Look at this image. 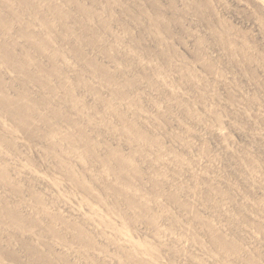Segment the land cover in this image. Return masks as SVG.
Listing matches in <instances>:
<instances>
[{
    "label": "rangeland",
    "instance_id": "374dc122",
    "mask_svg": "<svg viewBox=\"0 0 264 264\" xmlns=\"http://www.w3.org/2000/svg\"><path fill=\"white\" fill-rule=\"evenodd\" d=\"M49 3L4 22L0 264H264V0Z\"/></svg>",
    "mask_w": 264,
    "mask_h": 264
},
{
    "label": "bare ground",
    "instance_id": "6f19581e",
    "mask_svg": "<svg viewBox=\"0 0 264 264\" xmlns=\"http://www.w3.org/2000/svg\"><path fill=\"white\" fill-rule=\"evenodd\" d=\"M40 0H35V2H32V4L30 3V0H16V2L21 6V8L22 9H19V10H17V11H20V12H16L15 11V9H11L9 6V4H6V3H3V2H0V7H4V8H8V14L7 15H5V16H0V25H1V29H0V57L1 56H3V54H1L2 52H4V53H6L7 54V56H8V59H5V63H7L8 65H9V67H11V68H13V70L14 69H16L17 70V72H18V69H17V66H16V64H20V62L19 63H16V61H18V59H16V57L18 56H16V55H14V50H16V44H17V42L15 41V40H13V42H8V41H6L4 38H3V35H6V33L7 34H9L8 32V27L9 26H7V24H6V26L4 25V22L6 23V21H5V19L7 18V17H10V18H14V19H19V17H21L22 15H24L23 13H25L26 12V10L27 11H29V20H35L36 19V17H37V19L40 21V23L41 24H45V23H43L44 22V19H46V17H45V15H44V13H46V12H43V10L42 9H40V7L38 8V5H37V3L39 2ZM51 0H48V5H50V7L51 8H53L52 6H54V5H51V3H49ZM81 5H78V9H80L82 12L84 11L85 13H86V11L84 10V8H83V6H81ZM49 7V8H50ZM45 8V7H44ZM55 8V7H54ZM57 8V7H56ZM45 9H47V11H48V8H45ZM58 9V8H57ZM60 9V8H59ZM52 11V10H51ZM57 12V14H58V11L59 10H56ZM80 11V12H81ZM55 12V11H54ZM88 13L90 12V11H87ZM55 14V13H54ZM60 14H62V13H60ZM92 14V13H91ZM64 15V14H63ZM94 15V14H93ZM59 15H57V17H58ZM65 16V15H64ZM63 16V17H64ZM23 17V16H22ZM27 17V18H28ZM45 17V18H44ZM66 17V16H65ZM90 17H91V15H90ZM24 19V18H23ZM59 19V18H58ZM21 20V19H20ZM25 23H27V22H25ZM24 24V23H23ZM21 25L20 26V31H19V37L21 38V39H23V40H27L28 39V35H27V30H28V27H27V25ZM48 25V24H47ZM29 26V25H28ZM41 26V25H40ZM49 26V25H48ZM19 27V26H18ZM52 29V28H51ZM53 30V29H52ZM91 32V31H90ZM38 33H34V35L36 36V37H34V38H36V39H39V35H41V34H38ZM78 36V35H77ZM18 37V38H19ZM44 37V36H43ZM43 37H42V39H43ZM61 37V36H60ZM60 37H58L59 39H62V38H60ZM40 38H41V36H40ZM65 38V37H64ZM63 38V39H64ZM75 45V44H74ZM73 45V46H74ZM78 45H79V43H78ZM34 47H32V49L33 48H35V44L33 45ZM46 46H48L47 44H46ZM50 46V45H49ZM48 46V47H49ZM70 46V45H69ZM72 46V49L73 50H75L76 52L77 51H80L79 49L78 50H76V47H75V49H74V47ZM23 47V46H22ZM26 48V47H25ZM78 48V47H77ZM14 49V50H13ZM36 49V48H35ZM40 49V48H39ZM39 49H37V51L39 50ZM69 49H70V47H69ZM83 49L81 48V51H82ZM39 51H41V50H39ZM69 51H71V49L69 50ZM72 52H74V51H72ZM58 53V52H57ZM69 53V52H68ZM71 53V52H70ZM59 54V53H58ZM76 54V53H75ZM74 54V55H75ZM77 54H79V53H77ZM81 54V53H80ZM51 55H52V53H51ZM59 55H61V54H59ZM54 56H55V54H54ZM62 56V55H61ZM81 56H82V54H81ZM80 56V57H81ZM49 57V56H48ZM78 58V61H80V60H82L81 58ZM84 56H82V58H83ZM3 58V57H2ZM23 58V57H22ZM62 58V57H61ZM88 58V57H87ZM92 58V57H91ZM80 59V60H79ZM90 59V58H89ZM3 61H4V59H2ZM49 60H50V58H49ZM53 60V59H52ZM76 60H77V58H76ZM52 62V61H51ZM51 62H49L50 64H51ZM81 62V61H80ZM88 62H90V61H88ZM91 62H93V61H91ZM22 63H24V62H22ZM21 63V64H22ZM82 63V62H81ZM7 64H5L6 66H7ZM20 64V65H21ZM36 64V66L38 67V70H40L41 71V73H42V71L44 70L43 69V67H42V65H41V63H40V61L39 62H37V63H35ZM49 64V65H50ZM19 65V66H20ZM5 66V67H6ZM24 66V65H23ZM56 65H54L53 64V67H55ZM27 67V66H26ZM25 67V68H26ZM52 66H50V68H51ZM4 68V67H3ZM19 68V67H18ZM19 69H21V67L19 68ZM52 69V68H51ZM54 69V68H53ZM16 70H15V72H16ZM55 70H56V68H55ZM103 70H104V68H103ZM20 71V70H19ZM58 71V70H57ZM56 71V72H57ZM100 71V70H99ZM102 71V70H101ZM45 72V71H44ZM46 72H48L47 70H46ZM50 72H52V70L50 71ZM54 72V71H53ZM105 72V71H104ZM23 73H25L26 74V79H24V80H22L24 83H28V82H35V83H37L36 82V77H35V75L33 74V73H27V71H24ZM55 73V72H54ZM15 74V73H14ZM18 74V73H17ZM16 74V75H17ZM43 75H45V73L43 74ZM23 79V78H22ZM38 81V80H37ZM39 84V83H38ZM24 85V84H23ZM0 86H1V82H0ZM40 86H42V84L40 85ZM26 87V86H25ZM1 88V87H0ZM10 88V87H9ZM57 88V90H58V88H60V87H56ZM13 89V88H12ZM2 90V89H1ZM46 90V89H45ZM50 90V92L51 93H53L54 92V89H49ZM54 94V93H53ZM52 94V95H53ZM17 95V94H16ZM35 97H36V95H34ZM43 96V95H42ZM21 99H22V101H25L26 100V102H21ZM28 101H32V98L31 99H29V98H25V97H23V96H17V97H14L13 95H3V100H2V102H0L1 104H0V107L7 113V115H8V118H10V120H12V121H14L19 127H21L24 131H27L28 130V127H27V125L29 124V119H31L30 118V116H33V111L34 110H36V109H33V103H31V105H30V103H28ZM39 101V100H38ZM37 101V102H38ZM42 101H44V100H42ZM47 102V101H46ZM49 105V104H48ZM53 106V105H52ZM35 107V106H34ZM37 108V107H36ZM38 109V108H37ZM43 109V108H42ZM39 111V110H38ZM47 113V112H46ZM6 116V115H5ZM38 118L41 120V121H43L42 119H43V117H42V115L39 117L38 116ZM45 118V117H44ZM46 125V124H45ZM55 125V124H54ZM51 127V126H50ZM50 127H49V129H50ZM42 128V127H41ZM57 129V128H56ZM54 131V127L53 128H51L50 129V131L49 132H53ZM32 132L30 131L29 133H28V135H31V136H33L32 134H31ZM46 133V132H45ZM47 134V133H46ZM42 136H43V134H41ZM30 136V137H31ZM34 137V136H33ZM68 137V136H67ZM32 138V137H31ZM44 138H45V136H44ZM40 139H42L41 137H40ZM42 141V140H41ZM56 143H54V142H52V143H50V145H55ZM49 145V146H50ZM58 146V145H57ZM56 146V147H57ZM100 147V146H99ZM109 154L105 157V161L107 160V158H112L111 160H115V161H117V163H119V166H120V168L122 167V165H126L127 164V162H126V160L125 159H122V158H120V157H118L115 153H110V151L108 152ZM113 160V161H114ZM126 162V163H125ZM67 174H68V177L69 178H72V179H74V175L71 173V172H67ZM123 175V174H122ZM122 175H121V173H119V176L120 177H122ZM107 190V189H106ZM112 190V189H111ZM113 192H116V190H114V191H112V193ZM117 194H118V191H117ZM120 195V194H119ZM1 208H2V210L4 211V212H9V214L10 215H12L11 213H13V211H11L10 210V208H8V209H6V205L4 204V203H2V206H1ZM11 212V213H10ZM13 217V216H12ZM13 219H14V217H13ZM8 231V230H7Z\"/></svg>",
    "mask_w": 264,
    "mask_h": 264
}]
</instances>
